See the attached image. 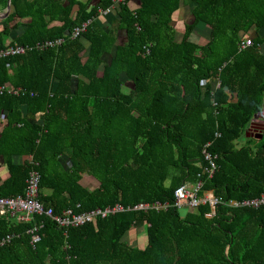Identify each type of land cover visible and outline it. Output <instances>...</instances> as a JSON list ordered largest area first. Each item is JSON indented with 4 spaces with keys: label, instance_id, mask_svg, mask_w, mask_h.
I'll use <instances>...</instances> for the list:
<instances>
[{
    "label": "trees",
    "instance_id": "16d2710c",
    "mask_svg": "<svg viewBox=\"0 0 264 264\" xmlns=\"http://www.w3.org/2000/svg\"><path fill=\"white\" fill-rule=\"evenodd\" d=\"M113 3L10 0L0 48L32 49L0 56V198L23 194L32 157L53 215L163 207L65 228L8 213L0 264H264V204H232L264 195V0H125L104 27L100 12ZM188 4L192 18L176 40L173 14ZM246 37L252 44L239 50ZM57 39L59 47L33 48ZM199 180L214 209L176 208L175 190ZM40 225L33 245L28 230ZM138 225L143 248L126 242Z\"/></svg>",
    "mask_w": 264,
    "mask_h": 264
},
{
    "label": "built area",
    "instance_id": "2783aa9c",
    "mask_svg": "<svg viewBox=\"0 0 264 264\" xmlns=\"http://www.w3.org/2000/svg\"><path fill=\"white\" fill-rule=\"evenodd\" d=\"M125 0H114V3L111 7L106 9L105 11H101L100 15L111 13V11L115 8L117 4L124 2ZM87 26V23H83L81 26L74 28L71 33V37L75 38L82 33ZM63 40L57 39L54 41H45L42 43H37L33 48L35 50H44L47 48H56L61 45ZM252 44V40L249 37H246L240 41L238 44L239 50H243L246 47ZM32 47L28 46H13L8 47V49L3 50L0 48V56L4 55H13V54H23L26 50H31ZM3 90V87L0 88ZM12 91V90H10ZM12 91L13 93L18 92ZM259 120L264 124V95L263 101L261 105L260 112L258 114ZM205 153V152H204ZM205 158L207 160H211V156L205 153ZM29 164L31 165V169L28 172V177L26 179L25 189L22 195H17L13 198H0V217L5 216L10 213L13 215L14 213H20L19 220L21 221H30L33 216H47L52 218L57 224L58 227H77L86 223H95L99 218H105L108 215H112L115 213H121L125 211L131 210H147L148 208H156L159 209L163 207L159 203L150 205L148 203H138L132 207H124L120 204H115L114 206H107L103 208H94L89 211L74 213V211L69 208L63 210L60 215H53L52 209L45 207V205L39 200V182L40 175L35 169L37 165L36 162L33 161L32 157H28ZM207 170L209 176H211L214 165ZM218 203V200L214 197L211 191H202V182L199 180L195 184L186 183L178 187L174 192V203L173 205L178 208H192L195 209L201 204H209V206L214 209L215 205ZM233 205H251L257 207L260 204H264V195H262L259 199L252 201H244L242 203L232 202ZM79 205H76L78 208ZM165 207V205H164ZM41 228L40 226H34L33 228L28 230L30 234L31 244H36L40 240V236L38 234V230ZM10 236H6L5 238L0 239V247L5 243L9 242Z\"/></svg>",
    "mask_w": 264,
    "mask_h": 264
},
{
    "label": "crops",
    "instance_id": "0c3cea01",
    "mask_svg": "<svg viewBox=\"0 0 264 264\" xmlns=\"http://www.w3.org/2000/svg\"><path fill=\"white\" fill-rule=\"evenodd\" d=\"M137 6H138V2L137 1H134V2H132L130 4L131 8H135ZM3 11L4 10L0 11V13H2ZM110 15L115 17V15L113 13L112 14L111 13H107V14L101 15V17L98 18L99 21L104 24V27L112 26L113 21L109 22V23L107 22V20L113 18V17H110ZM191 18H192V16H190V4L185 5V6L181 5L178 8V10L173 14V21H174L173 26H174V29H175V38H176V40H181V38L183 36V33H184L183 32L184 31V26H185L186 23H189L191 21ZM1 20H2V18H0V29L2 28ZM194 33H195L194 35L197 38L198 43L199 44H204L205 43L204 38H202L199 33H196V32H194ZM123 39H124V34H123L122 31H119L118 32V41L117 42L119 43ZM130 88H131V86H130L129 82L124 83V86H123V91L124 92H129ZM2 118H3V116H2ZM1 121L2 120L0 119V126H1ZM134 240L135 239L132 237L129 242H127V241L126 242L129 245H134L133 244V243H135Z\"/></svg>",
    "mask_w": 264,
    "mask_h": 264
},
{
    "label": "rangeland",
    "instance_id": "374dc122",
    "mask_svg": "<svg viewBox=\"0 0 264 264\" xmlns=\"http://www.w3.org/2000/svg\"><path fill=\"white\" fill-rule=\"evenodd\" d=\"M259 121L260 120H258V123H259ZM82 183L85 186L96 185V183L93 182V180H90L87 178H86V180L84 179ZM132 237L135 239L134 240L135 243H133V244H135L136 247H138V248L145 247V245L147 243L145 225H138V226L132 227V229L128 233V236H127L128 239L126 241L129 242Z\"/></svg>",
    "mask_w": 264,
    "mask_h": 264
},
{
    "label": "water",
    "instance_id": "95a60500",
    "mask_svg": "<svg viewBox=\"0 0 264 264\" xmlns=\"http://www.w3.org/2000/svg\"><path fill=\"white\" fill-rule=\"evenodd\" d=\"M9 12H10V0H8L7 6L4 9V11L2 13H0V18H2V19L6 18L8 16Z\"/></svg>",
    "mask_w": 264,
    "mask_h": 264
}]
</instances>
